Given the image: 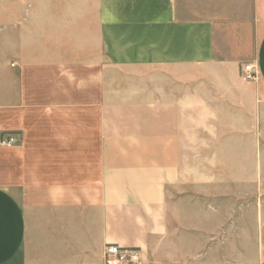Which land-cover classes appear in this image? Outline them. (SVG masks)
I'll use <instances>...</instances> for the list:
<instances>
[{"label":"crops","instance_id":"0c3cea01","mask_svg":"<svg viewBox=\"0 0 264 264\" xmlns=\"http://www.w3.org/2000/svg\"><path fill=\"white\" fill-rule=\"evenodd\" d=\"M11 133L0 264H264V0L0 5Z\"/></svg>","mask_w":264,"mask_h":264},{"label":"built area","instance_id":"2783aa9c","mask_svg":"<svg viewBox=\"0 0 264 264\" xmlns=\"http://www.w3.org/2000/svg\"><path fill=\"white\" fill-rule=\"evenodd\" d=\"M242 76L247 80H259L261 77L260 71L258 69V65L253 62H249L242 67ZM18 140V135L11 133L7 137H4L0 140L2 145L11 146ZM136 250H130L120 245H112L107 250V261L111 264H119V263H127L132 259L137 257Z\"/></svg>","mask_w":264,"mask_h":264},{"label":"rangeland","instance_id":"374dc122","mask_svg":"<svg viewBox=\"0 0 264 264\" xmlns=\"http://www.w3.org/2000/svg\"><path fill=\"white\" fill-rule=\"evenodd\" d=\"M28 1L29 0H0V5H6L7 3L22 4V3H26ZM258 194H260V195H262V197H264V187L258 188ZM261 209H264V202L258 203V210L260 211ZM119 264H121V263H119ZM125 264H127V263H125Z\"/></svg>","mask_w":264,"mask_h":264}]
</instances>
